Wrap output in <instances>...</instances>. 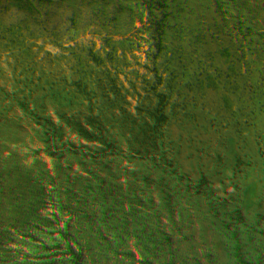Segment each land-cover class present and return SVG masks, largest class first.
Segmentation results:
<instances>
[{
	"label": "trees",
	"instance_id": "1",
	"mask_svg": "<svg viewBox=\"0 0 264 264\" xmlns=\"http://www.w3.org/2000/svg\"><path fill=\"white\" fill-rule=\"evenodd\" d=\"M49 14L11 64L37 108L0 116V264H264V107L242 109L264 81V0Z\"/></svg>",
	"mask_w": 264,
	"mask_h": 264
},
{
	"label": "rangeland",
	"instance_id": "2",
	"mask_svg": "<svg viewBox=\"0 0 264 264\" xmlns=\"http://www.w3.org/2000/svg\"><path fill=\"white\" fill-rule=\"evenodd\" d=\"M55 1L56 0H0V77H2V83L5 86H7V84L9 86L7 90H0V116L5 117V122L7 120H11V122H13L11 118L14 116L15 112H20L18 111V107L21 105L22 100L28 103V106L24 107L25 110H29L32 113V110L37 108V106H33V104L35 101H38V99H35V94H33L31 89L32 87H30L31 85L27 83V78L30 73H24L22 79L20 78L23 80V83H20L21 80L12 75L15 71L14 68L12 69V66H15L13 63L19 58H22V55L24 57L26 53L32 51L34 48H37L38 41L36 40V34H39L40 26L43 24L42 22L45 21V19L50 22L54 19L48 16L50 15V8ZM66 13L61 12V16L59 15L61 17V21L64 20L63 22L69 21V17ZM54 15L57 17L56 14ZM79 21H81L80 18ZM79 29L83 30H78L81 34L82 32L86 34L85 28L80 27ZM62 65L63 64H58L56 65V68L57 66ZM32 74H34V72ZM77 78L78 76L76 78L72 77L69 82L71 83L76 81ZM18 84L20 85L18 86ZM219 87L223 95L222 99L225 100L224 103L227 108L228 101H230L228 97L231 95V89L233 88H231L229 83L225 81H222ZM252 92L253 94L250 96L248 94L244 100V104L242 105L243 111L246 109V111L250 110L251 112L254 111V109L258 110L264 107V81L262 84H259L258 87H254ZM259 92H262L263 94L260 96ZM251 105L254 107L253 109L250 108ZM247 113L248 112H246V114ZM19 126V129L23 128ZM24 127L28 132L30 131L32 125H25ZM6 130L8 131V129ZM0 133L3 135V137L0 135V146H3L6 141V139H4L6 137V133L1 131V129ZM245 133L247 138H249V132L246 130ZM117 143L115 142V146H120V143ZM89 144L95 145L94 142H90Z\"/></svg>",
	"mask_w": 264,
	"mask_h": 264
}]
</instances>
